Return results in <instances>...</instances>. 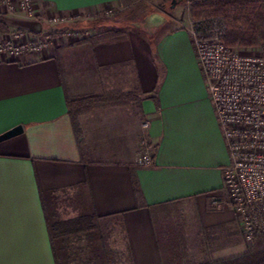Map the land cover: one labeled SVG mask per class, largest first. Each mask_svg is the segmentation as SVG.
Here are the masks:
<instances>
[{
  "label": "crops",
  "instance_id": "1",
  "mask_svg": "<svg viewBox=\"0 0 264 264\" xmlns=\"http://www.w3.org/2000/svg\"><path fill=\"white\" fill-rule=\"evenodd\" d=\"M167 1L34 0L38 13L89 16L80 25L89 36L115 30L122 37L94 46L70 40L20 60L0 54V135L23 127L0 141V264H56L42 204L53 191L73 195L82 186L97 215L122 213L134 264H163L155 211L190 209L191 222L204 228L227 221L218 210L231 156L189 31L170 29L163 17L154 24L152 15L139 18L147 24L136 31L129 27L137 20L110 18ZM18 27L48 26L5 17L0 40ZM61 65L71 95L120 97L79 117L81 143ZM144 142L150 166L136 164ZM242 238L223 259L248 252Z\"/></svg>",
  "mask_w": 264,
  "mask_h": 264
},
{
  "label": "built area",
  "instance_id": "2",
  "mask_svg": "<svg viewBox=\"0 0 264 264\" xmlns=\"http://www.w3.org/2000/svg\"><path fill=\"white\" fill-rule=\"evenodd\" d=\"M9 16L52 26L50 30H10L0 40V54L11 60L42 55L65 39L89 36L72 25L81 14H52L45 19L36 11L34 0H0V19ZM187 30L231 156L224 168V202L235 208L245 240L253 243L257 236H264V43L257 53L228 47L222 40L225 21L219 18L202 24L191 21ZM143 125L147 128L149 123ZM152 162L151 149L144 142L136 164Z\"/></svg>",
  "mask_w": 264,
  "mask_h": 264
},
{
  "label": "trees",
  "instance_id": "3",
  "mask_svg": "<svg viewBox=\"0 0 264 264\" xmlns=\"http://www.w3.org/2000/svg\"><path fill=\"white\" fill-rule=\"evenodd\" d=\"M193 22L202 24L213 18L225 21L223 42L231 48H255L264 43V0H190ZM119 31L110 30L79 39L91 45L119 39ZM69 113L75 133L81 143L78 118L95 107L120 99L91 94L73 96L68 90L66 74L60 66ZM135 190L139 195L135 182ZM42 204L49 230L51 247L56 264H134L122 213L99 216L85 188L80 186L73 195L57 191L42 195ZM165 209V208H164ZM163 211V210H162ZM160 213V212H158ZM163 264H264V236H257L249 252L227 259H199L189 252L185 237L174 240L162 216L153 212ZM120 225L125 231L127 257L111 244L114 228ZM169 232V233H168ZM124 261L126 263H124Z\"/></svg>",
  "mask_w": 264,
  "mask_h": 264
},
{
  "label": "rangeland",
  "instance_id": "4",
  "mask_svg": "<svg viewBox=\"0 0 264 264\" xmlns=\"http://www.w3.org/2000/svg\"><path fill=\"white\" fill-rule=\"evenodd\" d=\"M137 7H135L134 10L130 9L132 10V13L128 16H124L123 14L121 15L120 13H115V15L110 18L117 20H123L124 18L133 21L137 20L135 22H132L131 27H129L130 30L134 28V31H136V25L142 27V25L147 24L144 23L145 21L142 23L141 20L138 19H144V17H148L150 15H152L153 18H157L153 20L155 22L154 24H156L158 20L161 22L160 18L163 17V21L161 23H168V27L170 29L184 27L187 29L190 26V22L193 21L190 12V0L179 1L175 5H173L172 0H168L164 5L162 4L160 6L154 4L149 7L147 6V8H141V6ZM43 15L45 16V19L49 18L47 14ZM88 19L89 16H85L82 14L81 19H79L77 22H74L72 25L73 27H75V29L77 28L79 32H87V28H81L80 25H83ZM46 21L48 22V20ZM110 21H112V23L114 22V20ZM47 26L48 27L47 29L45 28V30L52 29V26ZM68 42H70V39H65L63 42H61V44L66 45L68 44ZM261 46L252 49L240 48V50L246 53H257ZM74 61L75 64L79 63L78 59L74 58ZM225 204V207L218 210V212H220L221 214L220 218L227 221L223 222V224L207 228H204L201 225H197L196 223H192L191 221H193L194 218L196 219V217H193L190 209H185L181 206L171 208L166 207L165 209H163V211H161L160 214H157L162 216L164 224L167 226V228H170V230H172L171 234L168 232V235L172 236L174 240H179L181 236L185 237L189 252L195 255L197 258L223 259L228 255L226 251H228L233 247V245H235L234 243L236 242V240H238V237L241 238V235L243 237L242 240L248 247V252L250 251L254 243H248L245 240L240 228L241 226L239 227L240 224L235 208L230 203ZM124 236V229H122L120 225H117L112 232L110 240L115 250H117V252L119 253H123V258L118 257L120 262L127 257V249L124 241ZM124 263L126 262L124 261Z\"/></svg>",
  "mask_w": 264,
  "mask_h": 264
},
{
  "label": "water",
  "instance_id": "5",
  "mask_svg": "<svg viewBox=\"0 0 264 264\" xmlns=\"http://www.w3.org/2000/svg\"><path fill=\"white\" fill-rule=\"evenodd\" d=\"M183 1V0H172L173 5H175L177 2ZM23 132V127L22 126H17L4 134L0 135V141H4L7 139H10L12 137H15Z\"/></svg>",
  "mask_w": 264,
  "mask_h": 264
}]
</instances>
